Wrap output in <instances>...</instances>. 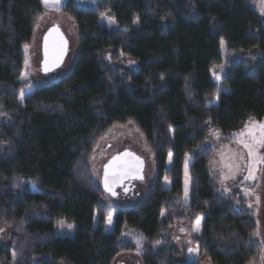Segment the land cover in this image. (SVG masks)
Listing matches in <instances>:
<instances>
[{
	"label": "trees",
	"instance_id": "trees-1",
	"mask_svg": "<svg viewBox=\"0 0 264 264\" xmlns=\"http://www.w3.org/2000/svg\"><path fill=\"white\" fill-rule=\"evenodd\" d=\"M44 13L40 0H0V264H113L135 251L125 230L146 240L143 264H198L166 235L199 216L202 232L194 240L212 264H258L252 213L212 182L205 146L212 131L230 139L249 120H264L258 12L246 0H96L86 8L68 0L62 14L79 34L74 66L55 83L35 84L20 104L23 50ZM106 15L118 29L99 23ZM222 42L259 56L229 65L219 87L211 70L222 64ZM108 53L137 69L111 66ZM219 93L218 106H208ZM129 123L153 153L156 180L138 204L113 210L112 231L105 232L112 211L101 201L105 192L92 179L90 160L112 128ZM59 221L75 226L72 236L56 235ZM3 230L11 234L8 246Z\"/></svg>",
	"mask_w": 264,
	"mask_h": 264
},
{
	"label": "rangeland",
	"instance_id": "rangeland-1",
	"mask_svg": "<svg viewBox=\"0 0 264 264\" xmlns=\"http://www.w3.org/2000/svg\"><path fill=\"white\" fill-rule=\"evenodd\" d=\"M40 1L45 8V13L40 17L36 25L33 42L23 50L24 63L19 81L24 84L25 89L20 93V104H23L24 99L33 92L35 84H52L67 76L74 66L79 50L77 27L72 19L62 14V8L68 0H63L58 9H54L51 6V0L47 7L43 0ZM94 1L96 0H74V3L78 8H86ZM246 1L258 12L264 23V0ZM99 23L110 29H118L116 22L108 15L101 17ZM51 31H58L59 35L65 39L68 44V52L59 59L58 64L45 71V43L46 41L48 42V39L55 36ZM221 45L222 64L211 70L212 80L219 87H221V81L229 65L234 62L256 61L259 56L258 52L255 55L253 52L230 51L227 49L225 42ZM48 55L50 54L48 53ZM106 59L111 66H120L132 70L138 67L135 62L122 55H119L118 59H114L113 54L108 53ZM26 60L27 64L25 63ZM222 91L226 92L227 90L221 88L220 93ZM220 93L208 106H218ZM261 124H264V120H249L247 127L242 132L232 134L230 139L225 138L216 131H212L205 143V146L212 150V160L209 165L212 182L235 205L244 201L245 208L252 213L255 225L254 240L261 246L258 264H264V144L255 145L256 150L251 157H249L248 149L244 147V144L252 143V138L248 135L250 130H254L257 137L259 136V125ZM126 152L135 154L143 160L145 166L144 179L139 182L134 181V190L130 193H123L121 189H118L116 198L102 193L101 201L103 205L112 211L106 220L105 232L112 231L115 209L130 208L138 204L148 194L156 180L153 153L142 134L133 124L129 123L112 128L99 141L94 150L90 160V172L92 179L100 188L103 186L105 167L114 157ZM190 163L187 157L183 168L182 204L185 206L190 203L191 179L188 172ZM171 166L172 155H169L166 167L169 170ZM162 187L166 190L169 189V181L164 180ZM109 218L111 219L110 223ZM60 222H57L55 226L56 235L61 237L72 236L75 226L72 225L69 228L64 221L63 224ZM202 227L203 218L199 216L195 222H190L189 220L185 223L177 222L167 232L166 236L179 249L182 257L186 260L194 261L198 264H212L200 252V248L194 240L196 236L201 234ZM10 235L9 230L1 232L3 245L8 246L11 244ZM164 236L162 235L160 238L163 239ZM123 240L130 241L134 245L135 251L120 254L113 264H143L141 257L146 250L147 242L142 235L133 230H125Z\"/></svg>",
	"mask_w": 264,
	"mask_h": 264
},
{
	"label": "water",
	"instance_id": "water-1",
	"mask_svg": "<svg viewBox=\"0 0 264 264\" xmlns=\"http://www.w3.org/2000/svg\"><path fill=\"white\" fill-rule=\"evenodd\" d=\"M51 33H59L58 31H51ZM59 41L58 45H61L62 51L58 52V47H52L49 50V57L47 61V67L48 69L51 68L53 65L58 64L59 59L62 56H65L68 52V44L66 43L65 39L59 35ZM128 153V152H126ZM118 158V159H116ZM108 167V190L105 188V173H104V180H103V191L110 195L113 198H116L117 190L125 186L126 188H129L131 182L133 181H143L144 179V162L139 157H137L135 154L128 153V155H125V153H121L120 155L114 157V159L111 160V162L107 165ZM134 166L135 169V175H131L129 171H132ZM113 167V170H110V168ZM130 181L128 184L127 182ZM127 185H124L126 184ZM126 193V192H125Z\"/></svg>",
	"mask_w": 264,
	"mask_h": 264
},
{
	"label": "snow or ice",
	"instance_id": "snow-or-ice-1",
	"mask_svg": "<svg viewBox=\"0 0 264 264\" xmlns=\"http://www.w3.org/2000/svg\"><path fill=\"white\" fill-rule=\"evenodd\" d=\"M62 2H63V0H51V6L54 9H58L59 6L62 4ZM43 3L47 7L50 4V0H43ZM25 47H27V46H25ZM47 55H48V53H47V41H46V43H45V71L49 70L47 67ZM25 63L27 64V60L25 61ZM259 129H260V131H259L258 137H257L256 132L254 130H250L248 132V135L252 138V143L251 144L245 143L244 147L248 149L249 157H251L253 155L254 151L256 150L255 145L264 144V124L259 125ZM125 155H128V153H125ZM116 159H118V158H116ZM110 166L111 165L105 167V188H106V190H108V167H110ZM110 222H111V219L109 218V223ZM60 223L63 224V221H61ZM68 227L71 228L72 225H68ZM157 243H159V241H157Z\"/></svg>",
	"mask_w": 264,
	"mask_h": 264
},
{
	"label": "flooded vegetation",
	"instance_id": "flooded-vegetation-1",
	"mask_svg": "<svg viewBox=\"0 0 264 264\" xmlns=\"http://www.w3.org/2000/svg\"><path fill=\"white\" fill-rule=\"evenodd\" d=\"M53 34H55V36H54V38H50V39H48V42H47V53H49V50L52 48V47H55V46H57L58 47V52H61L62 51V47H61V45H58V41H59V37L56 35V33H53ZM49 56V55H48ZM111 162V161H110ZM109 162V163H110ZM135 169H136V167L134 166V168H133V170L132 171H129L130 173H131V175H135ZM110 170H113V167L112 168H110ZM130 181H128L127 183L128 184H130L129 183ZM127 183L126 184H124V185H127ZM134 188V185H133V181L131 182V184H130V186H129V188H126L125 186H123L122 188H120L121 190H122V192L123 193H130L132 190H134L133 189ZM118 195V194H117Z\"/></svg>",
	"mask_w": 264,
	"mask_h": 264
},
{
	"label": "bare ground",
	"instance_id": "bare-ground-1",
	"mask_svg": "<svg viewBox=\"0 0 264 264\" xmlns=\"http://www.w3.org/2000/svg\"><path fill=\"white\" fill-rule=\"evenodd\" d=\"M59 34H60V33H58V34L56 33L57 36H59ZM47 57H49V56L47 55Z\"/></svg>",
	"mask_w": 264,
	"mask_h": 264
}]
</instances>
